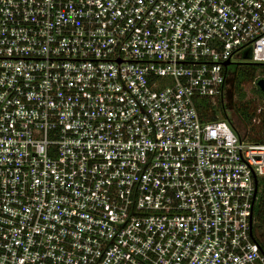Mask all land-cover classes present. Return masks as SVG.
Masks as SVG:
<instances>
[{
  "label": "built area",
  "instance_id": "1",
  "mask_svg": "<svg viewBox=\"0 0 264 264\" xmlns=\"http://www.w3.org/2000/svg\"><path fill=\"white\" fill-rule=\"evenodd\" d=\"M226 61L264 0H0V264H264Z\"/></svg>",
  "mask_w": 264,
  "mask_h": 264
},
{
  "label": "trees",
  "instance_id": "2",
  "mask_svg": "<svg viewBox=\"0 0 264 264\" xmlns=\"http://www.w3.org/2000/svg\"><path fill=\"white\" fill-rule=\"evenodd\" d=\"M227 71L229 72V76L227 78V91L229 95L235 97L236 102L233 104V109L245 126L243 136H245L248 141L254 143H264V104L261 109V119L259 122L255 123L252 121V118L256 115L257 107L249 100L244 99L246 86H251V89L260 98H262L260 90L255 86V84H253V81L257 77L264 78V64L252 63L248 61L231 62L227 67ZM198 105V111L204 120H212L217 117H221L227 120L238 134H241L238 128L230 121L224 112L223 96L218 99L215 105H211V103H209L206 99H201ZM252 220V230L264 232L263 189H259L256 193L252 207Z\"/></svg>",
  "mask_w": 264,
  "mask_h": 264
},
{
  "label": "rangeland",
  "instance_id": "3",
  "mask_svg": "<svg viewBox=\"0 0 264 264\" xmlns=\"http://www.w3.org/2000/svg\"><path fill=\"white\" fill-rule=\"evenodd\" d=\"M245 100H249L252 104L256 105L257 108H262V105L264 104L263 98H260L252 89L251 86H246L245 88ZM235 101V97H232L229 95L227 89L225 90V93L223 95V106H224V112L227 115V117L230 119V121L238 128L239 132L243 134L245 131V126L242 123V121L239 119L238 115L235 113L233 109V104ZM257 235H259L258 238H261L260 240L262 244L264 245V232L263 231H255Z\"/></svg>",
  "mask_w": 264,
  "mask_h": 264
},
{
  "label": "water",
  "instance_id": "4",
  "mask_svg": "<svg viewBox=\"0 0 264 264\" xmlns=\"http://www.w3.org/2000/svg\"><path fill=\"white\" fill-rule=\"evenodd\" d=\"M229 63H230L229 61H226L224 64L228 65ZM256 87L260 90V92L262 94L263 101H264V78H258L256 80ZM255 194H256V192H254L253 199L255 198ZM250 219H251V215H250Z\"/></svg>",
  "mask_w": 264,
  "mask_h": 264
}]
</instances>
